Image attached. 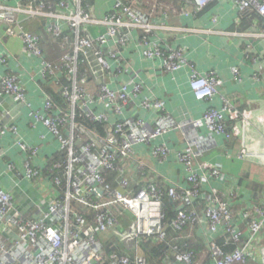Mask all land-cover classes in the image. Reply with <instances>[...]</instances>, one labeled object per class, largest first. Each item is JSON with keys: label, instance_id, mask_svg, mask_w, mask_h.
I'll list each match as a JSON object with an SVG mask.
<instances>
[{"label": "built area", "instance_id": "2783aa9c", "mask_svg": "<svg viewBox=\"0 0 264 264\" xmlns=\"http://www.w3.org/2000/svg\"><path fill=\"white\" fill-rule=\"evenodd\" d=\"M114 1L113 9L97 18L90 0H59L55 5L43 0H20L16 6L0 0V23L6 26L7 36L19 38L25 53L41 61L42 82L56 85L64 103L70 106L65 112L47 95L46 114L32 113L53 131L67 151L68 164L63 167L55 163L50 170L64 173L67 183L58 175L48 176L54 185V199L34 212L21 209L12 194L0 188V264H148L143 244L151 238L155 243L168 238L164 224L166 197L176 206L170 226L182 234L177 241L188 240L190 235L186 236V231L195 230L206 247L209 261L197 263L196 252L188 249L189 244L182 247L174 244L173 261L165 264H264V197L250 205L238 204V194L225 195L217 188L205 191V183L226 182L228 177L221 169L207 165L200 173L196 170L198 152L204 146L198 137L178 154L179 162L188 171L187 187L169 184L164 190L157 182L148 180L145 172L140 174L143 179L137 185L131 181L128 170L135 147L151 144L183 126L175 125L168 117H161L155 128L140 119L122 118L131 102L128 86L115 91L105 83L116 74L110 60L119 63V74L126 72L120 52L112 47L126 46L131 30L148 34L154 26L139 9L145 0ZM189 1L200 10L212 0ZM232 1L241 12H256L264 20V0ZM20 15L26 17V22L45 20L46 33L68 45L69 53L62 55L57 63L48 61L42 49V37L25 30ZM93 26H103L106 32L93 37ZM143 43L147 44V37ZM146 57L163 58L162 68L166 73L176 72L186 64L183 51L161 45L146 52ZM10 58L1 55L0 64L7 67ZM234 74L238 76V70ZM91 80L101 81L97 93L90 90ZM132 83L133 94H139L141 86ZM223 86L224 81L215 73L202 76L194 72L191 78L192 92L200 102H211ZM0 95L11 98L17 106L27 105V91L14 71L0 76ZM103 102L108 108L100 112L98 107ZM145 105L148 106L147 102ZM80 117L94 125H105L104 133L83 125ZM111 117H116L115 123H111ZM240 118L247 124L249 116L242 117L225 101L222 111L209 108L203 120L195 122L193 127H205L212 135L230 143L239 133H233L229 123ZM10 134L17 136V127L1 124L0 142ZM17 145L25 156L26 179L39 181L41 173L32 166L39 150L21 142ZM169 154L166 145L153 151L160 161H165ZM240 158H251L246 147L241 150ZM261 158L264 167V151ZM4 159L6 154L0 152V162ZM16 168L14 163L7 164L9 173H16ZM138 168L145 171V165L138 163ZM119 216L128 225L122 224ZM109 236L119 239L124 254L107 253ZM219 239H224L223 245ZM228 246L233 247L231 252L226 251Z\"/></svg>", "mask_w": 264, "mask_h": 264}, {"label": "crops", "instance_id": "0c3cea01", "mask_svg": "<svg viewBox=\"0 0 264 264\" xmlns=\"http://www.w3.org/2000/svg\"><path fill=\"white\" fill-rule=\"evenodd\" d=\"M2 1L10 6L20 3V0ZM45 1L49 5L56 4L55 0ZM90 2L97 18L110 12L115 4L114 0ZM145 14L154 29L148 34L142 30H131L126 46L112 47L120 52L121 64L126 67V72L119 74V63L110 60L116 74L105 83L115 91L121 86H128L131 102L124 110L123 119H140L155 128L161 117H168L183 128L178 131L173 129L151 144L135 147L128 170L131 181L137 185L143 179L140 174L145 172L146 177L152 175L156 182L159 180L157 183L160 187L167 188L169 184L187 187L188 171L179 162L178 154L198 137L204 146L198 152L196 170L200 173V169L203 170L202 167L207 165L221 169L228 177L226 182L212 180L205 183L204 190L209 192L211 188H217L225 195L235 193L240 200L238 204L250 205L256 199L254 192L249 189V183L256 182L264 186V177L253 170L262 167L261 155L264 151V20L256 12H241L232 0H212L200 10L190 2L182 13L173 10L154 15L148 9ZM18 18L19 21L26 20L24 15ZM5 27L0 23V56L10 55L11 58L7 67L0 64V76H5L9 71L19 75L27 91V105L17 106L11 98L0 95V125H14L18 130L17 136L10 134L0 142V152L6 154V159L0 162V188L12 194L21 209L34 212L43 203L49 204L54 199V185L46 174L52 159L65 155L64 167L69 157L53 131L32 116L33 112L42 116L46 114L47 85L54 88L56 85L42 82L41 61L25 53L22 41L7 36ZM105 32L103 26L91 28L93 37ZM144 37H147V44L143 43ZM155 45L183 51L186 64L176 72H164L163 58L146 57V52H150ZM46 57L48 59L47 53ZM51 57L52 61L57 58L53 54ZM234 70H238V76ZM194 72L202 76L215 73L224 81V86L211 102H200L195 98L191 89ZM91 81L90 90L97 93L101 81ZM132 81L141 86V92L137 95L133 94ZM225 101L238 110L242 117L249 116L247 124L242 118L229 123L230 130L239 133L230 143L212 135L205 127H193L195 122L203 120L209 108L222 111ZM156 104L162 107L157 108ZM63 105V110L67 112L70 106ZM107 108L103 102L98 110L104 112ZM111 121L115 123L116 117H111ZM18 142L39 150L32 163L33 168L41 173L39 181L26 179L25 156ZM160 145H166L170 150L165 161L153 155L154 148ZM244 147L250 152L251 158H240ZM137 162L145 165V171L138 168ZM8 163L16 165V173L7 171ZM58 176L64 184L67 183L64 173ZM112 244L121 243L114 237Z\"/></svg>", "mask_w": 264, "mask_h": 264}, {"label": "trees", "instance_id": "16d2710c", "mask_svg": "<svg viewBox=\"0 0 264 264\" xmlns=\"http://www.w3.org/2000/svg\"><path fill=\"white\" fill-rule=\"evenodd\" d=\"M46 2L45 0H43ZM59 0H55L54 3H57ZM126 1V0H125ZM127 2V1H126ZM128 3V2H127ZM187 4H190L189 0H145L142 7H139V9L145 13L146 10L152 9L154 10V15L158 14L161 11L163 12H172L173 10H176L178 12H183L187 6ZM156 7V8H154ZM153 12V11H152ZM46 21L43 19H36L26 22L25 30H28L30 32H33L35 35L42 37V49L46 55L48 54V60L52 61L51 54L53 56H57L55 60L52 61V63H57L60 60V57L64 55L65 53H69L68 45L63 44L61 40H54L52 39L45 31L46 28ZM47 58V57H46ZM65 83V82H63ZM47 93L53 100L56 106L62 108L64 107L63 103L64 100L62 98V94L60 91L56 90V88L51 87L47 85ZM79 122H81L83 125L91 128V129H97L102 134L104 133V130L106 129L105 125H99V124H92L88 121H86L83 117L79 118ZM65 155H58L52 159L51 163L48 166V169L46 171L47 176L52 177L58 175L57 171H54L51 173L52 164L59 163V164H65ZM150 179H156L152 177V175L148 176ZM148 178V180H149ZM247 180V179H246ZM109 181L111 179L109 178ZM155 181V180H154ZM156 182V181H155ZM160 182L159 180L157 181ZM162 188L166 190V187ZM249 189L252 190L255 194V201L259 202L263 199V192H264V186L262 184L256 183V182H250L249 183ZM199 204V203H197ZM164 205H165V213H166V220L164 222L167 233V240L164 242H154V238H151L148 242L146 241L143 244V250L145 253V256L147 258L148 264H165L166 262H172L173 261V245L179 244L181 247L184 244H189V250L192 252H196V262L197 263H208V257L206 253V247L204 243L199 239V235L195 230H187L186 236H189V239L186 241H177L181 238L182 234L176 230H174L170 223L175 219L176 216V206H174L169 199L166 197L164 199ZM119 221L122 222L125 226L127 224V220H125L122 216H119ZM114 239V236H109L106 238V244H107V253H118V254H124L125 248L122 247L121 244L114 245L112 244ZM220 244L223 245L224 239H219ZM226 251L231 252L233 250L232 246H228L225 248Z\"/></svg>", "mask_w": 264, "mask_h": 264}, {"label": "rangeland", "instance_id": "374dc122", "mask_svg": "<svg viewBox=\"0 0 264 264\" xmlns=\"http://www.w3.org/2000/svg\"><path fill=\"white\" fill-rule=\"evenodd\" d=\"M254 170V172L258 175V174H260L262 177H264V167H257V168H255V169H253ZM123 231V230H122Z\"/></svg>", "mask_w": 264, "mask_h": 264}]
</instances>
